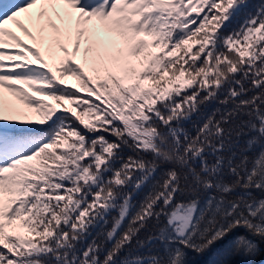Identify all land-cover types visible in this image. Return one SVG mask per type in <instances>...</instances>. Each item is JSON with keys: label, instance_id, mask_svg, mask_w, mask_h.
I'll use <instances>...</instances> for the list:
<instances>
[{"label": "snow or ice", "instance_id": "snow-or-ice-1", "mask_svg": "<svg viewBox=\"0 0 264 264\" xmlns=\"http://www.w3.org/2000/svg\"><path fill=\"white\" fill-rule=\"evenodd\" d=\"M261 258L264 2L0 0V264Z\"/></svg>", "mask_w": 264, "mask_h": 264}, {"label": "rangeland", "instance_id": "rangeland-1", "mask_svg": "<svg viewBox=\"0 0 264 264\" xmlns=\"http://www.w3.org/2000/svg\"><path fill=\"white\" fill-rule=\"evenodd\" d=\"M57 23H59V21H57ZM241 26L242 25H235L234 28L238 29ZM8 27H11L13 29V31L17 32L18 35H22L20 30L15 25H11L10 24V25H8ZM25 39H27V38L25 37ZM65 81H66L67 84H77V86H78V82L73 77H65ZM17 87L23 88L30 95L35 96L34 89L31 86H29L27 84H20V85H17ZM4 96H5L6 99H13L14 102H15L16 107L19 109L18 112L14 111V112L10 113V115L14 118L13 119L14 121H17L16 119L20 118L21 115H22V119L30 118L31 121H33V122L39 121L41 119L40 113L38 111H36L35 108L29 107L26 103H23V102H21L19 100H15V98L11 97V94L6 92V91L4 92ZM36 98L37 99L46 100V102L48 104L55 105L57 108H60V105L54 100L47 99L46 97H36Z\"/></svg>", "mask_w": 264, "mask_h": 264}, {"label": "trees", "instance_id": "trees-1", "mask_svg": "<svg viewBox=\"0 0 264 264\" xmlns=\"http://www.w3.org/2000/svg\"><path fill=\"white\" fill-rule=\"evenodd\" d=\"M252 9H254L257 5H259L261 2H264V0H249ZM247 17V13H242L240 16L236 17L231 24L228 27V33L230 34L232 31L238 30L236 28H234L235 25H243L245 19ZM39 87V85L37 86ZM219 104H212L208 107L207 111L208 113H211L216 107H219ZM27 120H31L30 118H26ZM26 119H22V115L20 116V118H17V121H11V122H19L22 120H26ZM21 127H42V125H38L36 123L31 124V125H21ZM184 127H186L193 135H195V128L193 127V124L191 122H188L184 125ZM131 154L129 151H126L125 155H129ZM150 190V186L144 188L143 190L139 191V192H135V201H140L144 198L145 194ZM134 201V202H135ZM108 227H110V225H108ZM105 230V226L101 225L100 227H97L96 229L93 230L92 235L88 237L87 239V243H91L92 239H95L99 236V234L101 233V231ZM148 233H145V235H147ZM147 251V250H145Z\"/></svg>", "mask_w": 264, "mask_h": 264}, {"label": "water", "instance_id": "water-1", "mask_svg": "<svg viewBox=\"0 0 264 264\" xmlns=\"http://www.w3.org/2000/svg\"><path fill=\"white\" fill-rule=\"evenodd\" d=\"M261 259H264V258H261Z\"/></svg>", "mask_w": 264, "mask_h": 264}]
</instances>
